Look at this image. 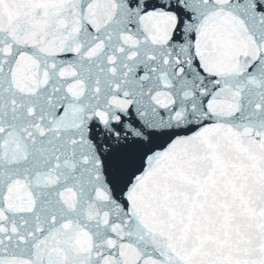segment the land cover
Instances as JSON below:
<instances>
[{
	"label": "snow or ice",
	"instance_id": "6c2138e0",
	"mask_svg": "<svg viewBox=\"0 0 264 264\" xmlns=\"http://www.w3.org/2000/svg\"><path fill=\"white\" fill-rule=\"evenodd\" d=\"M0 264H264V0H0Z\"/></svg>",
	"mask_w": 264,
	"mask_h": 264
}]
</instances>
